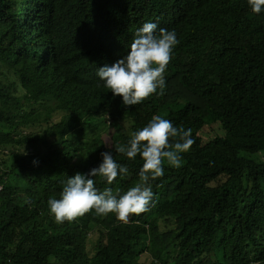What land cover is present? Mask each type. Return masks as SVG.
Returning <instances> with one entry per match:
<instances>
[{
    "label": "trees",
    "instance_id": "trees-1",
    "mask_svg": "<svg viewBox=\"0 0 264 264\" xmlns=\"http://www.w3.org/2000/svg\"><path fill=\"white\" fill-rule=\"evenodd\" d=\"M145 22L175 30L179 43L164 94L124 105L97 69L127 55ZM154 115L194 141L181 167L165 161L149 180L154 206L127 222L93 210L56 223L49 198L104 151L129 171L111 185L94 177L98 190L140 182V155L129 160L115 145ZM127 116L130 132L118 123ZM213 126L222 133L204 139ZM140 244L159 264H264V9L253 13L248 0H0V264H141Z\"/></svg>",
    "mask_w": 264,
    "mask_h": 264
},
{
    "label": "clouds",
    "instance_id": "clouds-1",
    "mask_svg": "<svg viewBox=\"0 0 264 264\" xmlns=\"http://www.w3.org/2000/svg\"><path fill=\"white\" fill-rule=\"evenodd\" d=\"M248 4L256 14L264 9V0H248ZM178 43L175 30L158 29L156 23L145 22L136 30L127 55L110 66L98 68L97 75L114 96H122L124 105H137L157 93V89L158 94L163 95L166 87L165 70ZM120 119V126L130 132L133 117ZM108 122L113 126L111 121ZM193 143L190 129L175 127L172 121L154 115L146 126L130 133L126 144L115 145L116 152L129 160L139 154L144 161L139 170V183L123 193L120 189L114 192L111 187L98 190L94 177H102L111 185L118 175H126L129 171L126 165L116 161L111 152L104 151L101 153L102 163L98 167L88 173L68 177L60 197L49 198L47 203L50 213L58 224L73 222L93 210L97 215L115 213L119 220L127 222L130 215H139L154 206L155 193L149 180L164 175L165 161L170 166L181 167L182 154Z\"/></svg>",
    "mask_w": 264,
    "mask_h": 264
},
{
    "label": "rangeland",
    "instance_id": "rangeland-1",
    "mask_svg": "<svg viewBox=\"0 0 264 264\" xmlns=\"http://www.w3.org/2000/svg\"><path fill=\"white\" fill-rule=\"evenodd\" d=\"M126 127L129 126V124H124ZM112 126V124H110L109 126L107 125L106 130H105V135L108 136L107 139L110 140L109 138V134H108V129H110ZM212 129H215L216 131H218L219 133H222V130L219 128V126H213V128L211 127H205L203 129L202 133L204 139H207L208 137H210L213 133H212ZM118 140V139H117ZM111 141V140H110ZM166 242V240H165ZM135 252H136V256L138 258V260L141 262V264H159L157 262L154 261V259L150 256L148 249L146 248V245H137L135 248Z\"/></svg>",
    "mask_w": 264,
    "mask_h": 264
}]
</instances>
